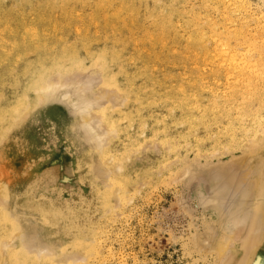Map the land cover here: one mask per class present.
Listing matches in <instances>:
<instances>
[{
	"label": "rangeland",
	"instance_id": "obj_1",
	"mask_svg": "<svg viewBox=\"0 0 264 264\" xmlns=\"http://www.w3.org/2000/svg\"><path fill=\"white\" fill-rule=\"evenodd\" d=\"M260 174L264 0H0V264H264Z\"/></svg>",
	"mask_w": 264,
	"mask_h": 264
},
{
	"label": "bare ground",
	"instance_id": "obj_2",
	"mask_svg": "<svg viewBox=\"0 0 264 264\" xmlns=\"http://www.w3.org/2000/svg\"><path fill=\"white\" fill-rule=\"evenodd\" d=\"M49 21H50V20H49ZM25 40H26V39H25ZM224 54H226V53H224ZM123 160H124V159H123ZM115 162H116V161H115ZM260 169H261V168H260ZM260 175H261V174H260ZM260 177H261V182L264 184V174H262ZM258 181H259V180H258ZM256 182H257V181H256ZM257 185H258V184H257ZM242 228H243V227H242ZM249 243H250V242H249ZM250 244H251V243H250ZM253 246H254V245H253ZM242 247H243V246H242ZM247 247H248V246H247ZM251 248H253V247H251ZM251 248H250V249H251ZM0 250H1V249H0ZM251 250H252V249H251ZM244 251H245V250H244ZM246 251H247V250H246ZM246 251H245V252H246ZM247 252H248V251H247ZM249 252H250V250H249ZM246 254H247V253H246ZM244 255H245V254H244ZM248 255H249V253H248ZM248 255H247V257H248ZM250 255H251V254H250ZM245 258H246V257H245ZM243 261H244V260H243ZM239 262H240L239 264H241V261H239ZM246 262L248 263L249 261H246ZM247 263H246V264H247ZM237 264H238V263H237ZM242 264H243V263H242ZM249 264H250V263H249ZM252 264H253V263H252Z\"/></svg>",
	"mask_w": 264,
	"mask_h": 264
}]
</instances>
